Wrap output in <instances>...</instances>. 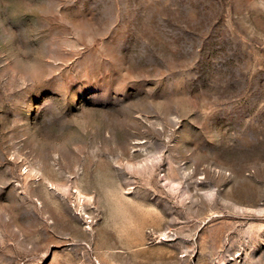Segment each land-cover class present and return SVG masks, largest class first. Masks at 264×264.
Segmentation results:
<instances>
[{
  "label": "rangeland",
  "instance_id": "374dc122",
  "mask_svg": "<svg viewBox=\"0 0 264 264\" xmlns=\"http://www.w3.org/2000/svg\"><path fill=\"white\" fill-rule=\"evenodd\" d=\"M0 264H264V0H0Z\"/></svg>",
  "mask_w": 264,
  "mask_h": 264
}]
</instances>
